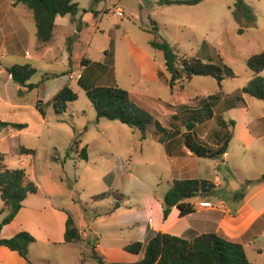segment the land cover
Masks as SVG:
<instances>
[{"label": "rangeland", "instance_id": "obj_1", "mask_svg": "<svg viewBox=\"0 0 264 264\" xmlns=\"http://www.w3.org/2000/svg\"><path fill=\"white\" fill-rule=\"evenodd\" d=\"M72 1L79 6L76 21L70 16L65 17V22L62 18L58 20L56 43H51L56 48L50 53L37 51L40 43L35 37L31 12L22 4L13 7L21 16L26 36L17 54L8 56L2 65H30L36 73L28 83L37 87L28 91L7 81L6 76L0 79V119L27 124L30 129L22 136H11L0 129V155L4 164L15 168L19 149L33 150L34 154L25 156L29 176L44 177L53 205L68 210L76 224L87 227L85 234L89 243L99 245L96 251L106 264L133 263L141 259L125 252L124 248L144 241L143 228L149 217L158 221L162 218L163 198L172 181L186 179L176 173L175 166L187 165L186 177L219 181V187L210 196L187 200L194 203L195 209L200 199L211 200L216 205L224 202V210H216L218 214L224 211L231 214L235 211L234 205L245 198L241 193L247 198L256 194L251 201L253 206L256 201L262 202L263 185L246 186L245 183L264 176V128L255 125L264 118V103L243 96L245 107L232 109L228 104L236 102H224L223 97L248 85L254 74L247 68L246 61L264 53V0H243L254 17L250 27H246L240 13L235 18L237 0H203L196 6L170 7L158 6L159 0ZM118 10L121 16L117 15ZM95 11H105L100 22L90 16ZM81 19V30L77 33ZM104 33L105 38H102ZM63 35L73 38L65 43ZM160 40L171 46L178 65L184 58L202 62L218 58L233 71L234 78L225 79L219 88L215 79L197 76L178 83L171 90L163 54L151 48L152 42ZM25 51L41 61L26 62L23 60ZM71 51L76 65L85 54L89 60L87 66H83L85 59L80 65L84 83L77 85L69 81L77 100L67 104L65 113L59 116L49 107L42 124L36 112L37 100H47L48 94L62 83V78L59 81L50 75L60 77L65 72ZM258 77L264 79V71ZM101 86H117L128 92L131 100L166 132L163 135L152 133L143 139L139 131L118 122L97 120L85 89ZM18 90L21 93L16 94ZM217 94L222 101L213 103V119L198 124L195 133L214 148L217 147L215 133L230 134L227 157L208 161L178 156L181 150L185 152L183 136L189 115L175 122L171 117L181 115L186 108L199 110L211 102L209 96ZM50 104L51 101L43 107ZM219 118L226 127L219 125ZM40 130L42 134L35 136ZM77 139L81 141L80 148L74 144ZM116 191L124 198L114 213H109L116 202L113 197L98 202L92 200L94 196ZM37 198L42 200L44 196ZM35 230L40 240L30 246L29 257L33 264H96L90 256V246L84 253L77 245L54 246L42 239L43 230L38 227ZM257 242L263 247L260 237L252 240V243ZM246 250L250 259L253 258L248 245ZM5 252L9 258H0V264H24L16 253Z\"/></svg>", "mask_w": 264, "mask_h": 264}, {"label": "trees", "instance_id": "obj_2", "mask_svg": "<svg viewBox=\"0 0 264 264\" xmlns=\"http://www.w3.org/2000/svg\"><path fill=\"white\" fill-rule=\"evenodd\" d=\"M13 6L22 4L32 14L35 25V36L37 41L46 45L53 40L55 21L57 18L70 16L72 21H76L79 13L78 4L72 0H10ZM203 0H159L157 5L160 7L170 6H196ZM237 13H240L246 20V27H250L254 22L251 10L243 0H237L235 5ZM97 14L94 13V16ZM81 30V20L77 25V33ZM240 34L243 30L239 31ZM71 40V39H69ZM68 40V41H69ZM151 48L161 52L164 59L165 71L168 74V86L173 90L178 83L190 81L193 77H211L216 80L219 88L225 79L234 78L233 71L222 63L221 59L216 61L208 60L202 62L196 58H184L180 65L176 62V55L171 46L165 41H154ZM247 68L254 74L248 85L242 89L234 91L230 95L224 96V102L230 103L234 100L236 103H230V108H244L245 102L243 96H248L264 103V79L258 77L264 71V53L251 56L246 61ZM12 81L23 89L32 91L37 86L28 82L35 75L36 70L30 65H14L6 69ZM66 75V74H63ZM162 73L159 74L161 76ZM81 79V77H80ZM79 79V80H80ZM78 80V81H79ZM86 95L91 103L96 119H105L108 121L118 122L130 129L137 130L141 133L143 139L148 135H163L166 129L161 126L153 117L144 109L138 107L132 100L128 92L114 87H93L86 90ZM77 95L68 85H64L51 100V106L59 116L65 113L67 104L75 102ZM210 103H205L201 109L196 111L186 110L181 115H174L171 121L175 122L181 116L189 119L186 123V132L183 136L185 148L196 158L215 161L221 159L229 148L232 136L230 134L215 133L214 148L201 141L196 133L195 128L198 124L210 121L214 117L213 103L222 101L219 94L209 96ZM233 102V101H232ZM42 102L37 101V108L42 116L44 110ZM219 125L226 127V123L219 118ZM234 125L233 122H230ZM12 127L14 129H25V125L6 124L0 122V128ZM80 144L77 139L74 143ZM83 153V151H81ZM33 154V151L19 149V154ZM82 159L86 160V156ZM250 184H264V176L256 181H247L246 186ZM213 182L204 179H186L173 180L168 192L163 198L162 220L165 222L171 210L176 208L179 211V217L183 218L194 213V206L187 202L188 199L197 197H208L215 191ZM37 193V186L26 175L24 170L9 169L4 164V158L0 155V199L5 208L9 209L8 215L0 224L2 228L10 224L23 207V202L29 195ZM244 198V193L240 195ZM113 197L116 202L109 213H114L121 206L123 195L118 191L103 193L92 198L93 201H103ZM64 242L66 244H77L82 242L81 235L75 226L73 219L68 216L65 222ZM35 243V239L28 232L22 231L9 239L0 238V248H5L16 253L21 259L28 264L29 247ZM90 256L96 264H106L103 258L97 253L95 244H89ZM124 251L133 255L141 256V259L133 263H112V264H251L246 256L243 245L238 241L229 238L221 231L209 232L203 234L186 232L183 237L173 236L167 233L147 230L146 240L142 242L130 243L124 248Z\"/></svg>", "mask_w": 264, "mask_h": 264}, {"label": "crops", "instance_id": "obj_3", "mask_svg": "<svg viewBox=\"0 0 264 264\" xmlns=\"http://www.w3.org/2000/svg\"><path fill=\"white\" fill-rule=\"evenodd\" d=\"M2 2L3 3H1V0H0V79L3 80L4 79L3 76H6L7 81L13 82L10 75L7 73L6 69L14 65H11L9 67H3L2 62L8 56H15V54H17L18 48L21 46L22 41H23L22 39L23 37L26 36V33H25L24 26L20 20L21 16L13 11V7H16V6L11 5V3L7 0H2ZM95 13L97 14L96 16H94V13H92L90 16L94 20H99V22H100V19L102 18V15L105 16V11L104 12L95 11ZM59 19L60 18H57L55 21V30H54L53 40L46 45H41V44L38 45L37 47L38 53H42V52L50 53L54 51V49L56 48V46H51V43H54V44L56 43L55 35H56L57 29L59 28V25H58ZM64 19L65 17H63L61 21L65 22ZM82 20L83 19H81V22ZM73 34H76V32L74 31ZM63 36L66 39L65 43L69 40L68 38L70 39L73 38V36H70V37H67L66 35H63ZM95 36L96 34L94 35V37ZM78 37H80V35ZM101 37L105 38V33L102 34ZM45 55L46 54H44V56ZM83 59H85L83 66H87V64L89 63L88 62L89 60L86 59V54L78 61V64L76 65L75 59L73 57V52L71 51V53L68 54V63L65 65L66 67L65 72L62 73L60 77H56V75H53V74L50 75L51 78H56L57 80H59V78H62L61 80L63 81L60 85H58L57 89H55L53 92H50L48 94L47 100L44 98H40V100L39 99L37 100L41 102L43 101V104L41 105L42 107L44 104H47L48 102H50L55 96V94L64 85H68L71 88L70 86L71 82H69L68 76L71 72H73L71 71L72 69H75L78 66L80 67ZM23 60H26V62L27 61L39 62L41 61V58L33 57L31 53L25 51ZM24 65H27V64H24ZM63 74H66V75H63ZM72 83L77 84V85H81L82 83H84L83 75L81 76V79L79 81L72 82ZM85 90H88V89L86 88ZM19 93H21L20 90H18L16 94H19ZM49 107H52V106L50 105V106H47L46 108L43 107L45 114L44 116H42L37 108V103H36V112L40 116L42 124L45 123V118L47 116V111ZM0 122L6 123V124H16V125L26 126V128L22 130L14 129L10 126L0 128V129L8 131L11 136H22L23 134L30 132L29 126L27 124L12 123L9 121H3L1 119H0ZM255 125L257 126L256 128L258 127L264 128V118L259 119ZM41 134H42V130H40L37 134H35V136L41 135ZM21 149L26 150V151H33V150H29L23 147H21ZM184 149H185V152L181 150L180 152H178L177 155L178 156L181 155V157H184L187 159L192 158L191 156L193 155L185 148V146H184ZM33 154H34V151H33ZM19 155L20 156L18 157L17 167L10 168L8 165L6 166L9 169L24 170L28 178L31 181H33L34 184L37 186V193L35 195L27 196V198L23 202L22 209L18 212L14 220L10 224L2 228L0 232V238L9 239L15 236L16 234H18L19 232L25 231V232H28L31 236H33L35 238V243H37V241H39L40 238L37 237L35 233L36 231L35 227H38L40 228V230H43L45 233L44 237H42L45 243L52 244L54 246H59V247H65L67 245L68 246L77 245L78 247L82 249V253L85 252V249L89 250L87 247L89 246L90 243L85 234L87 227L84 225L81 226V225L76 224L74 220L73 221L75 223V226L81 235L82 242L77 243V244H66L64 242L63 236H64V231H65V222L68 216H70L72 219L73 217L71 216L68 210L59 208L53 205L51 197L49 196V194H52V193H50L49 191L50 188L46 186V183L43 182L44 177L38 178V175L36 176L35 172H34L35 177L31 178L29 176L28 171L26 169L27 165L25 162V159H26L25 156L32 155V154L22 153ZM185 155H187L188 157H185ZM167 156L170 159L171 153L168 152ZM226 157H227V153L219 160H224ZM175 169H176V173H179L181 174V176H184L183 178L193 179V178L186 177L188 176L187 175L188 174L187 165H185V167L182 166L180 168L175 166ZM32 171L33 170H31V172ZM186 179H182V180H186ZM208 181H211V180H208ZM211 182L214 183L215 187H219V181L217 179ZM262 185H263V188L261 190H264V184ZM41 194L44 196V198H42V200H39L37 197L38 195H41ZM244 197L245 198L238 205H234L235 211L231 214H229V212H226V211L224 212L222 211L223 212L222 214H218V212L214 210H200L197 207L198 202L209 201V200H201L199 198L200 200L197 202V204H195L197 208L196 209L194 208V213L186 217L180 218L179 211L176 208L171 210V213L165 222L162 220V218H159L160 221H158V220H154L153 218L149 217L148 224H146L143 228L144 235H145L144 241L146 240L147 230H152V231L160 232V233H167V234L177 236V237H183L186 232L193 233V234L194 233L203 234V233L221 231L224 235L228 236L231 239L238 240L243 245L246 256L251 264H264V200L262 202L256 201V204H254L255 206L254 207L253 205H251V201L253 200V198L256 197V194L251 195L249 198H247V196H244ZM209 202H211V200ZM190 204L194 205V203H190ZM255 208H258V209H255ZM227 211L229 210L227 209ZM8 213H9V209L3 206V203L0 199V224L3 221V219L8 215ZM81 229H84V230L82 231ZM259 237L261 238L263 242V247L260 246L259 242L252 243L253 239L255 240ZM144 241H142V243ZM247 245L249 248H251L250 252L253 255V258L251 259L249 257V253L246 250ZM95 247L97 250L99 245L95 244ZM5 251H8L10 255L14 253L5 248H0V258H9V255ZM29 252H30V247H29ZM28 259L30 262L29 264H33L30 260L29 254H28ZM22 261L24 264H28L23 259Z\"/></svg>", "mask_w": 264, "mask_h": 264}, {"label": "built area", "instance_id": "obj_4", "mask_svg": "<svg viewBox=\"0 0 264 264\" xmlns=\"http://www.w3.org/2000/svg\"><path fill=\"white\" fill-rule=\"evenodd\" d=\"M117 15L118 16H121L122 13L120 10H118L117 12ZM27 55V54H26ZM81 68H78L76 71H73L69 74L68 76V80L71 81V82H76L80 79L81 77ZM198 209L200 210H224V205L223 203H219L218 205L216 204H213L212 202H209V201H200L198 202V205H197Z\"/></svg>", "mask_w": 264, "mask_h": 264}]
</instances>
